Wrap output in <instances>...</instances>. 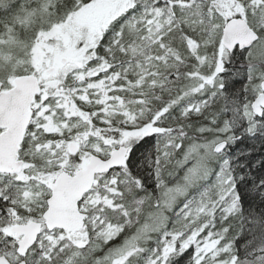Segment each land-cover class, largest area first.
Wrapping results in <instances>:
<instances>
[{"label":"snow or ice","instance_id":"6c2138e0","mask_svg":"<svg viewBox=\"0 0 264 264\" xmlns=\"http://www.w3.org/2000/svg\"><path fill=\"white\" fill-rule=\"evenodd\" d=\"M0 264H264V0H0Z\"/></svg>","mask_w":264,"mask_h":264}]
</instances>
